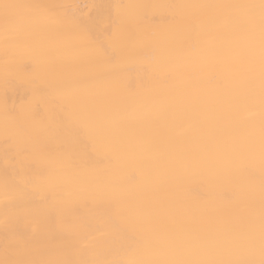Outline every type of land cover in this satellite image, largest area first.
<instances>
[{
    "label": "bare ground",
    "instance_id": "obj_1",
    "mask_svg": "<svg viewBox=\"0 0 264 264\" xmlns=\"http://www.w3.org/2000/svg\"><path fill=\"white\" fill-rule=\"evenodd\" d=\"M0 264H264V0H0Z\"/></svg>",
    "mask_w": 264,
    "mask_h": 264
}]
</instances>
